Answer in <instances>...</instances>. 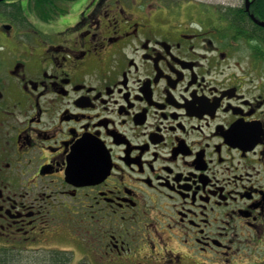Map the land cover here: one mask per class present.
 I'll return each mask as SVG.
<instances>
[{
  "label": "flooded vegetation",
  "instance_id": "1",
  "mask_svg": "<svg viewBox=\"0 0 264 264\" xmlns=\"http://www.w3.org/2000/svg\"><path fill=\"white\" fill-rule=\"evenodd\" d=\"M30 1L0 3V250L264 264V48L191 1Z\"/></svg>",
  "mask_w": 264,
  "mask_h": 264
},
{
  "label": "trees",
  "instance_id": "2",
  "mask_svg": "<svg viewBox=\"0 0 264 264\" xmlns=\"http://www.w3.org/2000/svg\"><path fill=\"white\" fill-rule=\"evenodd\" d=\"M230 14L227 17V27L230 28V30L234 31L235 33L238 34V32L240 30H242V23H241V19L243 18L244 15V11L243 9H228ZM251 11L260 19L264 21V3L263 0H257L255 3H253L252 7H251ZM243 13V14H242ZM242 14V15H241ZM64 260H66V262L69 259L66 258H62V257H53L52 258V263L51 264H65ZM20 264V261L18 260V258L15 257H10L8 255H6V253H2L0 252V264Z\"/></svg>",
  "mask_w": 264,
  "mask_h": 264
},
{
  "label": "rangeland",
  "instance_id": "3",
  "mask_svg": "<svg viewBox=\"0 0 264 264\" xmlns=\"http://www.w3.org/2000/svg\"><path fill=\"white\" fill-rule=\"evenodd\" d=\"M166 2H170V1H177L180 3V6L182 4L187 3L188 1L194 2L196 4L199 5H204V6H208L209 8H215V10L218 11V15H220V7H226V6H238V5H242L243 0H165ZM188 7H192L190 9L194 10L196 9L193 6H188ZM180 10H186L185 7H180ZM216 15V13H215ZM8 19V18H7ZM5 18L0 19V25L1 24H5L7 22L4 21ZM7 42V40L4 37H0V44L5 45V43ZM239 51L246 53L245 56L249 55V53L252 54V50L249 48V46H244V48L242 47ZM84 262L86 261L85 259L83 260ZM88 263L91 264V259H88ZM13 264H16L13 262ZM85 264H87L85 262Z\"/></svg>",
  "mask_w": 264,
  "mask_h": 264
},
{
  "label": "water",
  "instance_id": "4",
  "mask_svg": "<svg viewBox=\"0 0 264 264\" xmlns=\"http://www.w3.org/2000/svg\"><path fill=\"white\" fill-rule=\"evenodd\" d=\"M0 1H1V0H0ZM248 8H249V2H248V0H246V9L248 10ZM251 17L253 18V20H254L257 24H259L260 26L264 27V22H259V21H257V20L253 17V15H252Z\"/></svg>",
  "mask_w": 264,
  "mask_h": 264
}]
</instances>
